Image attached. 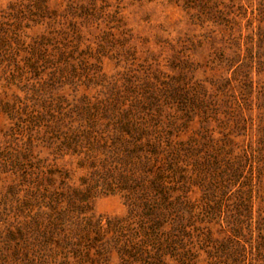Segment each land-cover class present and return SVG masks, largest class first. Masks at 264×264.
<instances>
[{
    "label": "trees",
    "instance_id": "obj_1",
    "mask_svg": "<svg viewBox=\"0 0 264 264\" xmlns=\"http://www.w3.org/2000/svg\"><path fill=\"white\" fill-rule=\"evenodd\" d=\"M24 19L19 6L0 7V69L7 86L27 94L4 109L25 116L27 132L42 131L9 149L10 157L0 149V168L11 165L18 188L10 206L14 257L25 264H264V125L256 147L242 148L220 118L201 120L216 119L220 137L203 127L181 138L193 119L159 118L157 106L161 97L184 96L188 82L174 77L100 75L107 92L94 100L42 102L47 90L72 84L77 45L30 37ZM40 142L45 157L34 154ZM116 193L126 216H96L92 198Z\"/></svg>",
    "mask_w": 264,
    "mask_h": 264
},
{
    "label": "rangeland",
    "instance_id": "obj_2",
    "mask_svg": "<svg viewBox=\"0 0 264 264\" xmlns=\"http://www.w3.org/2000/svg\"><path fill=\"white\" fill-rule=\"evenodd\" d=\"M12 4L23 10L21 30L30 37L52 35L77 45L72 84L47 90L42 102L57 96L72 104L82 96L94 100L107 92L102 75L109 80L182 78L189 84L184 96L161 97L157 105L159 118L193 119L181 138L203 127L220 137L216 119L201 124L202 118H220V124L233 128L242 148L257 146L264 125V0H0L2 9ZM38 6L48 8V17L37 16ZM26 95L15 85L7 86L0 69V149L7 157L9 149L24 148L30 135H42L40 129H24L25 116L4 109L6 102L16 104L17 96L26 102ZM39 105L36 108L46 113ZM40 144L34 154L45 157ZM11 170L10 164L0 168V264H25L14 257L17 243L9 231L15 214L10 206L18 192ZM258 189L264 197V171ZM91 204L96 216L127 214L119 193L97 194ZM219 229L215 226L213 232Z\"/></svg>",
    "mask_w": 264,
    "mask_h": 264
}]
</instances>
